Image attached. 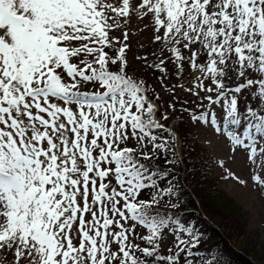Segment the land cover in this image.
Segmentation results:
<instances>
[{
    "label": "snow or ice",
    "instance_id": "snow-or-ice-1",
    "mask_svg": "<svg viewBox=\"0 0 264 264\" xmlns=\"http://www.w3.org/2000/svg\"><path fill=\"white\" fill-rule=\"evenodd\" d=\"M133 27L150 47L130 61ZM177 115L242 153L264 193V0H0V255L221 264L158 210L178 206Z\"/></svg>",
    "mask_w": 264,
    "mask_h": 264
},
{
    "label": "rangeland",
    "instance_id": "rangeland-1",
    "mask_svg": "<svg viewBox=\"0 0 264 264\" xmlns=\"http://www.w3.org/2000/svg\"><path fill=\"white\" fill-rule=\"evenodd\" d=\"M112 35H120V33L114 32ZM130 35L132 49L128 52V58L132 61L133 53L146 54L150 45L146 36L137 28L133 27ZM141 43L144 47H141ZM148 80L158 91L160 90V86L151 77H148ZM175 82V80L172 81V83ZM183 83L188 84L189 81L184 80ZM230 86H232L231 83ZM180 96L182 99H193L185 97L183 93ZM165 99H168L166 95ZM180 121L184 123L185 131L188 132L187 141L189 139L193 140V144L195 142L198 154L205 160L200 168V175L193 176L194 178L187 177L186 167L182 161L183 140L180 135L184 132L180 128ZM170 127L174 130L171 133L172 142L180 161V167H166L178 175L177 181L185 193L193 197L198 194L199 199L201 198V200H196L194 205L207 225H200L198 221L189 224L188 220L182 223H185V226H202L199 231L203 235L208 234L209 227L215 228L225 235L228 244L235 251L247 256L250 263L264 264V193H261L249 178V168L245 164L243 154L230 153L229 149L232 146L228 141L188 124L186 117L182 120L179 115L175 116ZM252 171L255 173L257 170ZM233 174L247 180V186H241L234 179L228 178ZM180 209V206H177L172 210L179 212ZM199 255L202 259L204 258L201 253ZM0 264H8L2 255H0Z\"/></svg>",
    "mask_w": 264,
    "mask_h": 264
},
{
    "label": "trees",
    "instance_id": "trees-1",
    "mask_svg": "<svg viewBox=\"0 0 264 264\" xmlns=\"http://www.w3.org/2000/svg\"><path fill=\"white\" fill-rule=\"evenodd\" d=\"M174 80L175 79H173V81ZM149 83L152 82L149 81ZM180 124L181 130L184 132L180 135L183 140L182 161L186 167L187 177L194 178L193 176L196 177L197 175H200V168L202 165H204L203 162L205 160L202 159L201 155L198 154L199 151L196 148L195 142L193 144V140L190 141L188 139L187 141L186 136L188 132L185 131V126H183L184 123L180 121L179 125ZM165 134L169 135V133H164V135ZM170 143L172 149L175 152V149L173 148L172 139L170 140ZM175 159H178L177 155H175ZM167 166L170 167L171 165ZM177 166L180 167V163ZM173 174L176 180V194L173 197L169 198V202L176 203L178 206H180L181 211H173V208L168 206H160L158 207V210L161 212L162 215L172 217L173 219H178L181 222L188 220V223L192 224L195 223V221H198L200 225L205 226L206 221L203 217H201L200 213L198 212V210H196V207L194 205V202L199 199L198 194H195L196 196L194 195L193 197V195L190 196L187 192L185 193L183 188H181V184L178 183L179 181H177L178 175L176 173ZM195 180H198V178H195ZM199 200H201V198ZM187 207H189L190 209H188ZM200 227L197 226V229L199 230ZM207 231V235L202 234V238L206 243L201 245V255H203L204 257H207L209 255L219 256L221 258V264H252L249 262L247 256L238 253L228 244V240L223 233H220L215 228L211 227H209ZM209 249H211V252L208 251Z\"/></svg>",
    "mask_w": 264,
    "mask_h": 264
}]
</instances>
